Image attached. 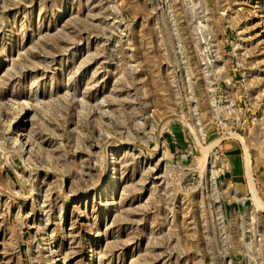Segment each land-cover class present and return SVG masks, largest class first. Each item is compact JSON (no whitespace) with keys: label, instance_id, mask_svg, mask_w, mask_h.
Returning <instances> with one entry per match:
<instances>
[{"label":"rangeland","instance_id":"obj_1","mask_svg":"<svg viewBox=\"0 0 264 264\" xmlns=\"http://www.w3.org/2000/svg\"><path fill=\"white\" fill-rule=\"evenodd\" d=\"M0 264H264V0H0Z\"/></svg>","mask_w":264,"mask_h":264},{"label":"bare ground","instance_id":"obj_2","mask_svg":"<svg viewBox=\"0 0 264 264\" xmlns=\"http://www.w3.org/2000/svg\"><path fill=\"white\" fill-rule=\"evenodd\" d=\"M262 207V206H261ZM263 209V208H262Z\"/></svg>","mask_w":264,"mask_h":264}]
</instances>
